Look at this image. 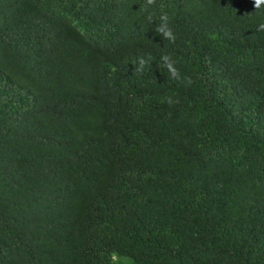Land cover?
Instances as JSON below:
<instances>
[{"label":"trees","instance_id":"16d2710c","mask_svg":"<svg viewBox=\"0 0 264 264\" xmlns=\"http://www.w3.org/2000/svg\"><path fill=\"white\" fill-rule=\"evenodd\" d=\"M261 25L253 0H0V264H264Z\"/></svg>","mask_w":264,"mask_h":264},{"label":"clouds","instance_id":"9594fccd","mask_svg":"<svg viewBox=\"0 0 264 264\" xmlns=\"http://www.w3.org/2000/svg\"><path fill=\"white\" fill-rule=\"evenodd\" d=\"M147 6H155V0H146ZM254 8H259L261 4H264V0H253ZM161 9H163V5H160ZM149 22H153L152 15H149L147 17ZM159 23L155 27V31L158 35H160L163 40H170L173 43L175 42V34L170 26V18L167 15V13L162 12L159 17ZM262 29H264V25L260 26ZM148 62L143 58H138V68L137 71L142 70V68L147 64ZM167 66V65H166ZM172 69L170 68V71ZM173 75L175 73L173 72Z\"/></svg>","mask_w":264,"mask_h":264}]
</instances>
